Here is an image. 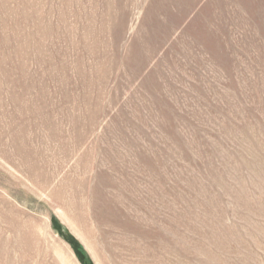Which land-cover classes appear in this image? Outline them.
<instances>
[{
    "label": "rangeland",
    "instance_id": "1",
    "mask_svg": "<svg viewBox=\"0 0 264 264\" xmlns=\"http://www.w3.org/2000/svg\"><path fill=\"white\" fill-rule=\"evenodd\" d=\"M0 264H264V0H0Z\"/></svg>",
    "mask_w": 264,
    "mask_h": 264
}]
</instances>
